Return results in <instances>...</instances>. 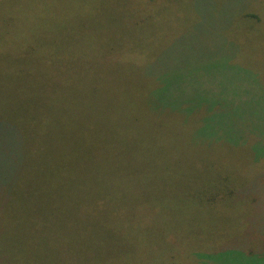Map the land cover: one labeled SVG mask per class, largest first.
I'll list each match as a JSON object with an SVG mask.
<instances>
[{
  "label": "rangeland",
  "instance_id": "1",
  "mask_svg": "<svg viewBox=\"0 0 264 264\" xmlns=\"http://www.w3.org/2000/svg\"><path fill=\"white\" fill-rule=\"evenodd\" d=\"M0 132L91 178L27 188L44 234L0 188V264H264V0H0Z\"/></svg>",
  "mask_w": 264,
  "mask_h": 264
},
{
  "label": "trees",
  "instance_id": "2",
  "mask_svg": "<svg viewBox=\"0 0 264 264\" xmlns=\"http://www.w3.org/2000/svg\"><path fill=\"white\" fill-rule=\"evenodd\" d=\"M26 72V69L24 70ZM23 70L19 69L17 73H22ZM21 86V80L16 82V85ZM32 110V109H31ZM35 111V110H34ZM28 109L24 108L23 105H20L18 108H15L11 111L7 110L5 112L6 116L10 114L9 119H7L6 129L9 131L10 127V135L3 134V138L1 141L2 144L5 145V151L8 154L7 161H9L10 165L8 168L15 169L17 167L20 168L21 161L25 157V154H23L22 150V141H27V137L33 132L36 124L33 122V120L29 121V124L21 125L22 119H25L24 122L29 120V117L27 116ZM32 118V117H31ZM4 119V118H1ZM10 122H12L10 124ZM2 124V123H1ZM31 130V133L30 131ZM2 134V132H0ZM12 149L10 152H7V150L11 147ZM24 145V144H23ZM94 158V157H92ZM20 161V164L18 162ZM4 162L0 161V165H2ZM72 168L74 169L77 167V165L74 163L72 164ZM4 167L0 166V172L2 171ZM18 168V169H19ZM1 176V175H0ZM89 180H91L90 177H88L86 174H72V173H53L50 170L49 172H42L39 171L35 175L30 176H24V175H16V176H1L0 177V188L1 191L4 192L5 189L12 190V200L14 199V208L16 215L20 214L24 221H27L30 226L33 224L32 232L33 234H44L47 231L46 223L42 222L40 219H45L48 217L45 215V213H40L39 210L36 212L35 216L31 215V210L36 207L37 205L33 206L34 204L29 203V210L27 212L26 209V203L27 199L25 196L27 188L33 189L34 195L38 193V196H43L45 191L47 189H51V191H64L67 192L69 189H71L72 193L78 195L77 192L74 191H80L84 190L85 187L88 186ZM54 187H60L59 189H53ZM62 186L65 188V190H62ZM30 192V197H31ZM79 196V195H78ZM80 202H85V197L79 196L78 197ZM211 200L207 199L209 202ZM2 199L0 198V202ZM46 210V209H44ZM60 214H57V218H59ZM54 222V221H53ZM53 232H56V230L50 229Z\"/></svg>",
  "mask_w": 264,
  "mask_h": 264
}]
</instances>
